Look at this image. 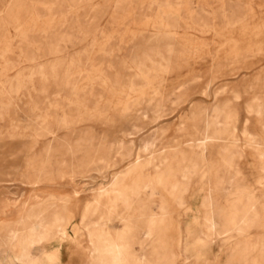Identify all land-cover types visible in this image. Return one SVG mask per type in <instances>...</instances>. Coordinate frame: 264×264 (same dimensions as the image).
Masks as SVG:
<instances>
[{
	"label": "rangeland",
	"instance_id": "1",
	"mask_svg": "<svg viewBox=\"0 0 264 264\" xmlns=\"http://www.w3.org/2000/svg\"><path fill=\"white\" fill-rule=\"evenodd\" d=\"M125 263L264 264V0H0V264Z\"/></svg>",
	"mask_w": 264,
	"mask_h": 264
},
{
	"label": "bare ground",
	"instance_id": "2",
	"mask_svg": "<svg viewBox=\"0 0 264 264\" xmlns=\"http://www.w3.org/2000/svg\"><path fill=\"white\" fill-rule=\"evenodd\" d=\"M207 135V134H206ZM206 140V139H205ZM227 153V152H226ZM119 156V155H118ZM102 158V157H101ZM225 158V157H224ZM227 158V157H226ZM225 158V159H226ZM182 160V159H181ZM162 161V160H161ZM226 162V161H225ZM231 163V162H230ZM163 164V161H162ZM160 165V164H159ZM166 166V165H165ZM134 168V167H133ZM177 174V173H176ZM154 179V178H153ZM118 185V182L116 183ZM124 184V183H123ZM122 184V185H123ZM148 186V185H146ZM124 187H126L127 189H129L130 191H134V192H138L141 189V180L140 178H132L131 180L127 181L124 185ZM151 188V187H150ZM119 190V189H118ZM116 203V202H115ZM112 214V213H111ZM62 215V214H61ZM94 217V216H93ZM112 226V225H111ZM116 231V230H115ZM26 234V233H25ZM24 235V234H23ZM110 236V234H109ZM117 239V238H116ZM127 240V237H126ZM115 242V241H114ZM111 246V245H110ZM118 247V246H117ZM109 248V247H108ZM168 253V252H167ZM105 257V256H104ZM127 261V260H126ZM126 264V263H125Z\"/></svg>",
	"mask_w": 264,
	"mask_h": 264
}]
</instances>
